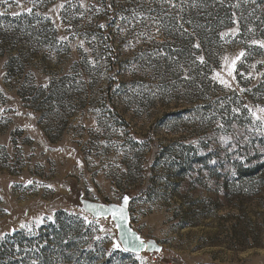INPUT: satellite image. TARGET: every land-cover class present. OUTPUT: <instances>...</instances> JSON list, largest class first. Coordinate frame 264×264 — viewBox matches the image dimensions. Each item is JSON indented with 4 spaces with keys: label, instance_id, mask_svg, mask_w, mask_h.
<instances>
[{
    "label": "rangeland",
    "instance_id": "1",
    "mask_svg": "<svg viewBox=\"0 0 264 264\" xmlns=\"http://www.w3.org/2000/svg\"><path fill=\"white\" fill-rule=\"evenodd\" d=\"M107 1L97 23L117 62L99 74L106 64L94 60L86 26L101 0H0V29L33 13L62 48L46 60L25 25L3 31L26 39L30 53L9 76L8 58L19 54L0 49L3 260L264 264V0ZM227 9L237 14L216 33L208 66L196 43L178 54L161 34ZM66 75L79 94L63 109L56 98L51 118L17 94ZM73 236L79 248L62 256L58 241Z\"/></svg>",
    "mask_w": 264,
    "mask_h": 264
},
{
    "label": "trees",
    "instance_id": "2",
    "mask_svg": "<svg viewBox=\"0 0 264 264\" xmlns=\"http://www.w3.org/2000/svg\"><path fill=\"white\" fill-rule=\"evenodd\" d=\"M116 1L117 0H112L110 4H115ZM201 2L207 5L216 3L218 1L201 0ZM101 4L103 6V10L101 9L98 12L95 11L90 19L91 21L87 24L86 29L87 36H93L94 38L92 42H94L95 51L97 52V55H94V60L97 61L98 65H100V62L106 64L105 68H99V74H101L103 70L105 74L106 72H109V70H113L115 68L117 57L115 55V49L112 46L111 33L105 31L104 28L100 27L101 25H98L97 23L99 20H102L105 18V16H107L108 1L101 0ZM227 10L228 11L226 13H222V11L217 12L206 20L201 19V21H199V23L197 24L196 21H190L188 23L183 21L179 23V25L178 23L176 24L173 22L174 28L168 29L165 26L163 28L161 27V34L163 38L174 39L179 43V49L176 51L178 54H183L190 49L192 50L195 43L199 45L198 48H195V50L197 49L198 52L206 55L204 61L205 65L208 66L212 63L210 58H212L213 56V52L216 46L215 40L218 38L216 33H218V31L223 28L232 26V23L234 21L233 16L237 14L235 10ZM186 12H189V10H186L185 13ZM237 19L240 21L239 17ZM11 20H13V22L6 23L5 26L0 29V49L2 50V47L9 45L11 46L9 50H17L19 54V56L16 55L8 58V68L6 67V69L9 76H15L17 72H20V70H22L24 60L26 56H28V54L30 56V53L28 52V47L25 46L27 44L25 41L26 39L20 40L19 38H9V36H3V31L9 29L22 30L24 29L23 26L25 25V30L34 32V34H36V36L38 37L39 41L36 42V55L38 53L46 60H48L49 57L54 58L53 54H51L50 56L49 52L56 53L55 56H57V49H62L56 38V30L45 19L38 18L33 13H24L18 17L10 19V21ZM10 23H12L13 25H9ZM42 48L44 49L42 50ZM15 66H18L17 71L13 69ZM68 79L70 78L66 75L59 78L58 80L51 79L49 84L46 86H37L35 84L29 86L21 85L17 90V94L22 99V101L29 102L36 111L41 113L43 112L41 110L44 109L48 112V114L50 113L48 118H51L53 110L52 104L56 100V98H60L61 103H63L61 105L62 109L65 108L64 103H67V105H69L72 101H76L74 97L78 96L79 93H75L72 90L70 91V89L67 87L68 85H66V80ZM103 100V106H106L107 100ZM62 126L63 125H61V127ZM19 233L20 232H16L14 235H18ZM53 235L59 236V234L57 233H54ZM74 240H77L76 236H73L65 243L58 241V247L62 249V256H65L66 254L70 256L68 254L69 251L79 248L78 244H80L81 242H76ZM50 241L48 242V244H45L43 247H41V250L48 248ZM38 244L39 243L33 245L39 246ZM11 247L19 248L21 246L15 241L11 244ZM19 252L21 253L22 251ZM10 254L13 256L15 254V251H10ZM14 262L16 261L13 260V257H9L7 261H4L2 258V254H0V264H15ZM16 263L19 262L17 261Z\"/></svg>",
    "mask_w": 264,
    "mask_h": 264
},
{
    "label": "snow or ice",
    "instance_id": "3",
    "mask_svg": "<svg viewBox=\"0 0 264 264\" xmlns=\"http://www.w3.org/2000/svg\"><path fill=\"white\" fill-rule=\"evenodd\" d=\"M61 7H63V5H61ZM81 7H83V5H81ZM100 27H103V25H101ZM195 46L198 47L199 45H195ZM261 46L264 47V44H262ZM240 55L243 56L244 53H241ZM198 59H200L201 62H203V57H199ZM237 59H239V57H237ZM221 82L223 83V81H221ZM226 86H227V85H226ZM261 111H264V109H261ZM127 199H128V198L125 197V203L127 202ZM120 212H121L120 218L123 219V218H124V217H123V209H121ZM125 243H127V241H125ZM113 246H114V247H119V245H116V244H114Z\"/></svg>",
    "mask_w": 264,
    "mask_h": 264
}]
</instances>
